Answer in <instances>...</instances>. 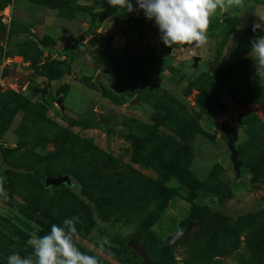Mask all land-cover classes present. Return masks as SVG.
<instances>
[{
  "label": "rangeland",
  "instance_id": "rangeland-1",
  "mask_svg": "<svg viewBox=\"0 0 264 264\" xmlns=\"http://www.w3.org/2000/svg\"><path fill=\"white\" fill-rule=\"evenodd\" d=\"M244 4L217 10L203 47L171 48L142 10L108 0H0V264L72 218L99 264H142L128 241L147 264H248L240 219L264 209V78L249 56L264 0Z\"/></svg>",
  "mask_w": 264,
  "mask_h": 264
},
{
  "label": "clouds",
  "instance_id": "clouds-1",
  "mask_svg": "<svg viewBox=\"0 0 264 264\" xmlns=\"http://www.w3.org/2000/svg\"><path fill=\"white\" fill-rule=\"evenodd\" d=\"M108 4L128 13L142 10L146 19L155 21L164 45L171 48L203 47L208 39L210 18L218 9L245 7L244 0H135V7L132 0H108ZM259 18L264 21V16ZM257 29L264 30V23H254L253 33ZM249 56L255 63L256 74L264 78V36H256L251 41ZM77 219H65L63 226L53 224L50 232L42 237L32 233L27 244L33 252L23 258L12 254L7 258L8 264H99L97 256L88 255L77 247Z\"/></svg>",
  "mask_w": 264,
  "mask_h": 264
},
{
  "label": "trees",
  "instance_id": "trees-1",
  "mask_svg": "<svg viewBox=\"0 0 264 264\" xmlns=\"http://www.w3.org/2000/svg\"><path fill=\"white\" fill-rule=\"evenodd\" d=\"M228 57L233 60V59H235L236 55L229 54ZM58 76H60V74H58L57 77ZM262 98H264V96H260L259 101H260V103H262L264 105V99H262ZM9 121H10V118L4 124V126H3L4 129L8 125ZM255 121H256V125H258V127L260 126V134L264 136V125L257 118L255 119ZM262 155H264V151L262 152ZM192 213H194V209L191 211L190 214H192ZM260 217H264V209H262L260 212L256 213V215H252L250 217H247L248 219L247 218L240 219V220L248 221L249 225L251 226L249 233H248L249 235L247 236V238L245 240L246 250H247L248 256H249L247 259L248 264H252L254 261H256L258 259L257 254L261 250H263L262 248H264V221L260 220L259 219ZM254 227H257V228L254 229Z\"/></svg>",
  "mask_w": 264,
  "mask_h": 264
},
{
  "label": "water",
  "instance_id": "water-1",
  "mask_svg": "<svg viewBox=\"0 0 264 264\" xmlns=\"http://www.w3.org/2000/svg\"><path fill=\"white\" fill-rule=\"evenodd\" d=\"M221 131H223V133L226 136L227 139V146L228 149L230 150V159L232 161L233 164V169L236 173V175H239V167H240V162L238 160V151L234 146L235 141L237 140V131L232 129L228 124L226 123H222L221 124ZM70 184L71 183V179L70 176L68 174H64V175H60V176H46L44 178V185L45 186H59L61 184ZM127 245L134 249L138 255L142 258V264H147V253L145 252L144 248L142 245L137 244L133 241H128Z\"/></svg>",
  "mask_w": 264,
  "mask_h": 264
}]
</instances>
